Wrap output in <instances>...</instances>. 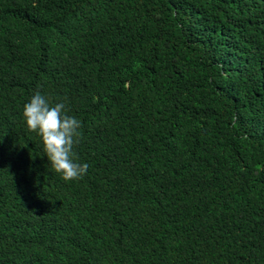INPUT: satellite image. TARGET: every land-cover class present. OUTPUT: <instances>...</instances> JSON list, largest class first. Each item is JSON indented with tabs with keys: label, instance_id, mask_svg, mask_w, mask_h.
<instances>
[{
	"label": "trees",
	"instance_id": "obj_1",
	"mask_svg": "<svg viewBox=\"0 0 264 264\" xmlns=\"http://www.w3.org/2000/svg\"><path fill=\"white\" fill-rule=\"evenodd\" d=\"M0 264H264V0H0Z\"/></svg>",
	"mask_w": 264,
	"mask_h": 264
},
{
	"label": "clouds",
	"instance_id": "obj_2",
	"mask_svg": "<svg viewBox=\"0 0 264 264\" xmlns=\"http://www.w3.org/2000/svg\"><path fill=\"white\" fill-rule=\"evenodd\" d=\"M66 112L63 102L52 105L36 92L24 105L23 116L27 128L41 137L44 151L55 172L63 180L73 181L82 179L89 166L73 159L81 122Z\"/></svg>",
	"mask_w": 264,
	"mask_h": 264
}]
</instances>
